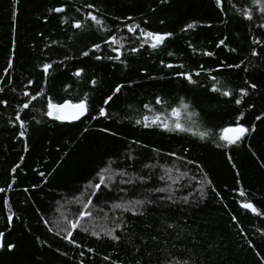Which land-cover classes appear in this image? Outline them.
I'll return each instance as SVG.
<instances>
[{
    "label": "trees",
    "instance_id": "1",
    "mask_svg": "<svg viewBox=\"0 0 264 264\" xmlns=\"http://www.w3.org/2000/svg\"><path fill=\"white\" fill-rule=\"evenodd\" d=\"M86 4L94 8H86ZM61 5L65 13L49 14L50 8ZM77 8L81 11L77 12ZM95 9L110 32L100 31L84 20V13L98 14ZM245 9L252 15L251 21L241 14ZM128 16L148 30L174 35L155 51L145 46L129 54L127 49L138 47L139 41L138 33H128L124 27L132 22L124 20ZM77 19L85 27L72 28L71 23ZM188 23H195V27L181 31ZM262 23L264 15L253 0H222V8L216 7L215 0H20L15 18L11 16V0H0V100L7 101L0 105V187L7 190L0 193V232L5 233L0 237L5 245L0 249V264H80L81 260L84 264H110L111 260L117 264H136L137 260L141 264H167L168 260L187 264H264V216H255L240 206V202H252L264 212V117L255 119L264 113ZM110 34L118 41L112 47L123 45L124 63L93 58L115 55L104 43ZM221 39L226 46L217 47ZM253 39L260 43L253 44ZM97 43L101 45L99 52L88 57L80 55ZM232 48L236 51H229ZM205 51L214 55L205 56ZM9 59L13 66L4 73ZM161 61L182 64L183 68L169 69ZM221 61L241 67L223 68ZM44 63L53 64L47 79L42 72ZM201 65L205 70H220L193 75L194 84L173 75L176 71L195 73ZM77 69L83 70L80 77L73 75ZM210 75L217 77L221 91H232L233 96L209 91ZM93 79L95 85L91 83ZM245 81L255 83L257 88L248 89L249 95L237 106L234 100L239 89L247 88ZM117 84L123 85L121 92L109 105H103ZM41 89L44 95L31 101L28 109H22L23 103ZM25 91L30 95L24 96ZM85 93L90 114L80 120L58 122L44 115L49 98L62 103L65 99L85 98ZM157 96L171 106L183 98L199 113L200 130L218 134L221 128L233 125L240 112L244 113V125L255 130L249 131L242 142L225 149L211 140L201 142L188 135L136 125V119L155 114L149 113L145 104L159 112L165 110L156 105ZM100 106L106 108L107 117H99ZM17 111L27 127L23 139L18 137L21 129ZM187 119V113L182 114V120ZM172 157L184 158L180 160L198 186L196 191L188 189L168 197L153 173L145 184L134 182L112 189L101 185L89 191L96 203H111L121 196L140 202L135 209L119 211V223L123 221L119 242L96 239L78 228L73 232L81 247L76 248L53 234L57 227L64 228L54 221L58 206L74 201L90 182L96 184L97 174L109 163L117 170L140 174L145 168L152 170L155 159L170 165ZM188 159L195 163L187 164ZM16 164L20 168L12 173ZM241 190L244 196L239 194ZM5 196L13 215L11 224ZM45 220L49 221L47 227ZM37 237L45 243H39ZM9 243L15 245L11 252L6 247ZM89 247L92 252L87 251ZM105 256L110 259L106 261Z\"/></svg>",
    "mask_w": 264,
    "mask_h": 264
},
{
    "label": "snow or ice",
    "instance_id": "2",
    "mask_svg": "<svg viewBox=\"0 0 264 264\" xmlns=\"http://www.w3.org/2000/svg\"><path fill=\"white\" fill-rule=\"evenodd\" d=\"M20 3V0H11V16L15 18L17 16V6ZM161 3H168V0H161ZM253 4L258 6L259 12L264 15V0H253ZM215 5L217 8H222V0H215ZM86 8L93 9L94 5L93 4H86ZM49 14L51 13H57V14H62L65 13V7L64 6H57V7H52L49 10ZM77 12H80L81 10L79 8L76 9ZM95 11L98 14H93L92 11H89L87 13H84V20L85 21H91L92 25H94L98 30L104 31V32H110V29L105 24L104 19L101 18L102 14L99 13L98 9H95ZM245 19L251 21L253 19L252 15L250 12L245 9L241 13ZM124 20L126 21H132L131 23H126L124 24V27L127 29L128 33H138L137 35V40L139 41L138 47L133 46L129 49H127V52L129 54L137 53L139 49L145 48L147 46L148 48L152 49L153 51L159 49L161 46L165 45L166 41L171 38L174 33L172 32H156V31H151L148 30L145 27H141L139 23H136L133 21V18L131 16L125 17ZM61 22L64 23V19L62 17ZM148 23L147 20L144 21V24L146 25ZM163 23V21H161ZM210 26V25H209ZM71 27L75 29H81L85 27V24L83 21L77 19L74 20L71 23ZM195 27V23H188L185 28L181 29V31H186L193 29ZM261 28H264V23L260 24ZM253 44H259L260 41L253 39ZM105 44H108L110 46V51L114 52L115 55H108L107 57H104L102 55H94L93 58L97 61L102 60V59H107L109 61H118L120 63H124V60L121 59V57L124 55L122 52L123 45H120L119 47H112V45H116L118 43L116 37L114 35H109L106 40H104ZM220 46H226L225 45V40L221 39L219 40L217 47ZM189 47H192L189 45ZM101 49L100 44H93L92 47L89 50L83 51L80 53L82 57H88L90 53L94 52H99ZM229 51L235 52L236 49L232 48L229 49ZM169 56L172 55L171 52L168 53ZM205 56H213L214 53L210 51H205L203 53ZM252 55L255 56L257 55L256 50H252ZM161 64L169 69L173 68H183V65H174L171 63H165L164 61H161ZM221 67L223 68H240L241 64H226L224 61L220 62ZM13 66V62L11 59L8 61V67L4 69V73H7L9 68ZM53 68L52 63H44L42 65V72L45 75V78L47 79L48 74L50 73V70ZM220 69H204V66L201 65L200 69L196 71L195 73L192 72H182V71H176L173 73L175 77H181L184 80H186L189 84H194L196 81L193 79V75L199 76L201 72L207 71V72H213V71H219ZM83 70L82 69H77L73 75L76 77H80L82 75ZM209 79L212 81V85L209 88V91L212 93H220L224 97H231L233 96V92L229 90H224L221 91V87L217 86V77L214 75H210ZM33 82L31 80L28 81V84L31 85ZM93 85H95L96 81L93 79L91 81ZM245 84L247 85V88H241L239 89V95L235 98L234 102L237 106H240L242 104V101L244 97H247L249 95L248 89H253L255 90L257 88V85L255 83H248V81H245ZM123 88V85L117 84L111 91L110 95H107L104 100H103V105H109L111 101H113L114 97L118 93L121 92ZM3 89H0V92H2ZM15 91V89H13ZM24 96H29V92L25 91L23 93ZM44 95L43 89L40 91L36 92L35 95L30 96V100L28 102L23 103L22 109H28L30 106L31 101L36 100L38 97H42ZM155 103L156 105H160L162 108L165 110L163 112L156 111L152 105L150 104H145L143 107L148 110L149 113H155L151 118L149 115H144L140 119H136L134 123L138 126H141L143 128H159L164 132L167 133H176V134H182V135H188L192 137L193 139H196L201 142H206L208 140H211L212 143L216 144L217 147H223V148H229L231 146H235L238 143L242 142L243 139L246 137L247 133L249 131H254V127L249 129L247 128L244 123V113L240 112L236 118H235V123L233 125H229L228 127L221 128L218 134H213L208 132L207 130H200L199 126V113L192 108V106L189 103H186L183 98H180L178 102L176 103V106H171L168 105L166 100L161 97L157 96L155 98ZM7 104V101L5 100H0V105H5ZM47 111L44 113V115H47L48 117L57 120V121H78L82 117H85L86 115L90 114V108H89V103L87 100V93H85V98H78L75 101L65 99L63 103H56L53 102L52 99H48L47 101ZM249 108L252 107V105L248 106ZM187 113L188 119L187 121L182 120V114ZM98 115L99 117H107L108 113L107 110L104 106H100L98 109ZM262 117H264V113L261 115H257L255 117L256 120H261ZM92 119H97V116H91ZM16 121L19 122V127L20 131L18 132V137L23 139L26 134H27V127L25 121L21 118L20 116V111H17L16 113ZM37 123H40V121H37ZM103 131H108L107 129H103ZM114 134V133H113ZM24 151H28V146L25 143L24 146ZM184 151H188V149H185ZM170 155L175 156V153H170ZM178 159H184L183 157H177ZM21 161L24 159L23 156L20 157ZM229 163L232 164V167L235 169L236 165L232 163V158L231 156L228 157ZM187 164H193L195 163L194 160L188 159L186 160ZM264 166V165H262ZM199 167V165H197ZM20 168L19 164H16L12 167L11 172L16 173L17 170ZM104 171V170H102ZM41 176L44 175V173H40ZM99 180L100 183H96L94 185L91 184L90 186L93 187L94 189H100L101 185L105 183V176L102 174H99ZM184 175H187V173H184ZM110 179V177H109ZM205 181L207 184H211V181L207 180V177H204ZM15 181V177L13 176V182ZM239 183V181H237ZM12 187V184L10 183L8 185V188L10 189ZM33 187H36L34 185ZM7 190L5 188L0 187V193H5ZM27 191V189L25 190ZM158 191H164V189H158ZM212 191H215L213 188ZM96 193L93 192V195ZM241 196H244L245 193L241 190L239 193ZM204 193L201 192V198H203ZM185 201H187V197L184 198ZM91 197H89L88 202L83 205L84 209H87L89 207V204H91ZM137 203H140L137 201ZM9 201L7 196L4 197V206L6 209H8V222L11 224L13 222V215L11 214V209L8 207ZM240 206L253 213L255 216H264V212L259 211L257 207L252 203V202H240ZM116 207H120V205H116ZM92 213L90 211H85L81 210L79 212V217L75 220H67V227L60 228L57 227V231L54 232V235L60 236L61 240L65 241L69 245H74L76 248H80L81 245L76 243L75 237H74V232L73 230L80 229L86 233H88L90 236L95 237L96 239H108L111 240L113 243H117L121 240V235L118 234V231L121 227V221L120 223H117L115 225V228L112 227H105L102 228L100 231H95V230H90L89 228L84 227L81 224V219L85 217H91ZM43 220L44 218L41 217ZM233 221L236 220V217H232ZM45 226L47 227L49 224V221L45 220L44 221ZM168 227H172V225H168ZM47 230L49 232H53L52 227H48ZM264 235V232L261 233ZM5 233L0 232V237H4ZM155 239V237H153ZM37 241L41 244H44L45 241L40 240L39 237H37ZM250 247L252 246L251 244L249 245ZM5 245L0 242V249H3ZM8 251H13L15 249V245L12 243H9L6 245ZM59 251V249H58ZM88 252H92L93 249L89 247L87 249ZM138 251V249H137ZM61 255H66V253H61ZM84 252H80V256L83 257ZM104 259L108 261L110 258L108 256H105ZM80 264H84L83 260L80 261ZM110 264H117L116 260H111ZM122 264V262H121ZM136 264H141L139 260H137ZM167 264H187V261H181V260H168Z\"/></svg>",
    "mask_w": 264,
    "mask_h": 264
},
{
    "label": "rangeland",
    "instance_id": "3",
    "mask_svg": "<svg viewBox=\"0 0 264 264\" xmlns=\"http://www.w3.org/2000/svg\"><path fill=\"white\" fill-rule=\"evenodd\" d=\"M130 156L133 157L134 152L131 151ZM150 167L152 170L148 171L147 168H145L140 174L134 172L133 174L130 173L131 171L123 169L117 170L112 163H109L102 169L104 171L101 170L99 174L105 176V183L103 185L107 189H112L113 187L119 188L121 184H131L134 182L145 184L150 180L149 178L152 177V173L157 177L156 182L165 189L168 197H172L173 193L179 194L188 189L194 191L198 189V186H196L191 176L185 172L183 162L176 157L171 158L170 165L163 164L162 161L157 158ZM184 173H187V175H184ZM97 181V183H100L98 174ZM85 187L86 188L74 199V201L69 204H65L66 202H64V204L58 206L54 221L57 222L59 226H67V220L77 219L79 217V212L85 210L90 211L92 216L81 219V224L84 227L95 231H100L105 227L115 228V225L119 223L120 220L118 215L119 211L125 208L135 209L137 205L134 200L124 196H121L118 201H112L111 203H106L104 201L96 203L92 200V195L89 191H95L97 189L91 187L90 183ZM119 193L121 192L116 189L115 194L119 195ZM89 197H91L92 202L87 209H84L83 205L88 202ZM116 205H120V207H116Z\"/></svg>",
    "mask_w": 264,
    "mask_h": 264
},
{
    "label": "water",
    "instance_id": "4",
    "mask_svg": "<svg viewBox=\"0 0 264 264\" xmlns=\"http://www.w3.org/2000/svg\"><path fill=\"white\" fill-rule=\"evenodd\" d=\"M63 103V102H62ZM50 118V117H49ZM83 118V117H82ZM50 119H52V118H50ZM54 120V119H53ZM57 121V120H56ZM58 122H66V123H70V122H68V121H58ZM72 122H76V121H72Z\"/></svg>",
    "mask_w": 264,
    "mask_h": 264
}]
</instances>
